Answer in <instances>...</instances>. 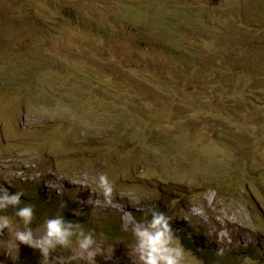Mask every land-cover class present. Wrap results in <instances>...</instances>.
Masks as SVG:
<instances>
[{"label": "rangeland", "instance_id": "374dc122", "mask_svg": "<svg viewBox=\"0 0 264 264\" xmlns=\"http://www.w3.org/2000/svg\"><path fill=\"white\" fill-rule=\"evenodd\" d=\"M121 1L0 0V187L92 216L95 256L67 264H140L131 227L156 202L184 264L240 245L227 264H264V0H139L134 20ZM9 219L0 264L42 262ZM111 222L123 234L101 237Z\"/></svg>", "mask_w": 264, "mask_h": 264}, {"label": "clouds", "instance_id": "9594fccd", "mask_svg": "<svg viewBox=\"0 0 264 264\" xmlns=\"http://www.w3.org/2000/svg\"><path fill=\"white\" fill-rule=\"evenodd\" d=\"M0 173H3L1 168ZM3 175L4 177L0 176V182L7 183L5 174L3 173ZM25 183L20 181L24 193L22 191L10 193L7 188L0 187V212H3L0 215V233H3L5 229L10 227L11 221L9 217L15 222L20 223L21 231L15 233L14 239L19 244L27 245L33 250H38L43 264H67L66 259L75 260L85 256H95L96 248L94 245L96 241L92 216L88 214L83 215L82 211H79L75 206H68L67 195L63 198L64 208L62 211H68L70 215L59 212L55 216L49 215L47 214V207H50V199L38 196L34 187L31 188L34 193H31L30 188L27 190L24 187ZM97 186L102 192L104 203L111 205L113 202L114 182L109 178L107 173L99 174ZM28 194L30 197L38 198L45 205L46 213L38 219L34 218V208L32 205H21L22 199ZM156 203L153 205L154 209H150L146 213L148 219L137 221L131 227L135 238L134 252L140 264H184L186 252L178 238L174 235L171 217L165 214ZM76 215L82 219L81 222L75 219L74 216ZM44 217H47V219L44 223L43 233L39 236H34L30 225L38 223ZM108 217L114 218L115 221L117 220L121 223L120 218L122 216L120 214L108 215ZM107 228L109 226L105 229ZM105 229L102 230L101 237L108 236L105 235ZM189 232L194 233L198 237L202 236L199 231L195 232L190 229ZM74 242L78 249V255L68 258L73 253L68 248ZM187 242L190 246L194 247L190 240ZM240 246L247 248V245ZM57 248L67 249V251L58 252L53 255ZM74 254L76 255L77 253ZM222 254L223 250H218V255ZM258 257L264 258L262 255Z\"/></svg>", "mask_w": 264, "mask_h": 264}, {"label": "trees", "instance_id": "16d2710c", "mask_svg": "<svg viewBox=\"0 0 264 264\" xmlns=\"http://www.w3.org/2000/svg\"><path fill=\"white\" fill-rule=\"evenodd\" d=\"M126 0H122L120 3V7H122L124 10L123 11H127L128 12V16L130 18H132L134 20V17H135V13L138 11V7L135 5L137 2H139V0H133V2L131 3H125ZM143 0H141L142 2ZM135 5V6H133ZM129 10V11H128ZM165 13L168 14L169 10H166L164 9ZM162 28H164L165 26H163L162 24L158 23ZM176 50H179V49H176ZM167 51V50H166ZM167 52H170V53H173V57L172 58H182L183 56H181L180 54H177L175 52H171V51H167ZM180 55V56H179ZM179 56V57H178ZM22 204L21 205H26V204H30L33 206L34 208V218L35 219H38L40 218L41 215L45 214L46 213V208H45V205L38 199V198H33V197H30L29 194L24 198L22 199ZM115 222V220H114ZM33 224H36V223H33ZM109 228L105 229V234L108 233L107 235L108 236H113V237H119L123 234V232H120L119 231V227L117 226L116 223H114L112 225V222L108 225ZM190 246V245H189ZM190 248L194 249V247L190 246ZM209 250H203V251H207L206 253H203L200 255L196 253V255L203 259L205 261V263L207 264H220L219 262H208V258L210 256H214L217 254L216 252H214V248H208ZM240 251H237L236 254L235 251L233 250V252L229 251L226 256H225V262L222 263V264H227V262H229L230 260H234L236 259L237 261L239 260H243L244 258L250 256L252 254V250L249 249V248H245L243 246H241V249H239ZM31 251V249H30ZM214 252V253H213ZM214 254V255H213ZM258 254L264 256V254H261L260 253V250H258ZM208 255V256H207ZM259 258V257H258ZM262 259V258H260ZM24 264H43L42 262H40L39 260H35V259H29L28 261L26 262H23Z\"/></svg>", "mask_w": 264, "mask_h": 264}]
</instances>
